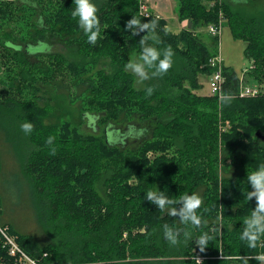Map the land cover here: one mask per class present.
I'll use <instances>...</instances> for the list:
<instances>
[{
	"label": "trees",
	"instance_id": "1",
	"mask_svg": "<svg viewBox=\"0 0 264 264\" xmlns=\"http://www.w3.org/2000/svg\"><path fill=\"white\" fill-rule=\"evenodd\" d=\"M93 2L95 44L71 14L73 0H0V26L20 19L28 27L26 38L21 27L1 33L7 37L0 46L15 68L7 77L13 95L0 100V134L20 145L23 199L44 237L4 217V198L9 202L12 194L1 188L0 229L37 264H260L255 256L264 255V236L255 249L240 236L257 205L247 198V173L264 162V94L240 97L238 90L247 78L264 82V12L248 15L228 0H175L187 26L173 32L163 18L141 13L140 0ZM133 16L155 21V32L133 35L125 27ZM219 22L245 42L252 61L242 79L223 65L228 104L197 93L198 77L208 76V59L218 51V36L208 27ZM143 36L158 50L170 48L173 62L161 75L149 69L150 80L137 89L127 56L141 54ZM49 42L66 53L51 51ZM105 59L110 72L97 68ZM90 116L97 128L83 131ZM26 119L33 124L29 134L20 128ZM154 189L177 201L199 195L200 225L161 213L144 198ZM165 224L179 230L177 245L164 238ZM203 233L210 239L202 251L195 239ZM20 252L10 254L0 231V264H29Z\"/></svg>",
	"mask_w": 264,
	"mask_h": 264
},
{
	"label": "rangeland",
	"instance_id": "2",
	"mask_svg": "<svg viewBox=\"0 0 264 264\" xmlns=\"http://www.w3.org/2000/svg\"><path fill=\"white\" fill-rule=\"evenodd\" d=\"M229 4L237 10H242L244 13H248V15L252 14H262L264 12V0H228ZM235 1V2H234ZM148 11H150L156 17H161L166 21L167 29L178 32L180 29L187 26V21L180 22L177 17L176 12V2L175 0H148L147 2ZM17 19L16 22L10 25H3L0 26V38L1 41L7 37L2 36L1 33L4 31H8L10 28H13V33H15L18 27H21L23 37L26 38L28 27L22 21ZM25 26V27H24ZM17 29V30H16ZM201 33V36L206 42L212 45V40H210L207 29L201 28L198 30ZM14 36V34H13ZM53 44L50 46L51 51L53 52H61L63 54L66 53V49L63 45L58 43L54 44V42H49ZM245 42L240 38H233L229 28L227 25H223L218 35V51L220 58L222 59L223 65L228 66L229 68L233 69L236 74L238 75L239 79L245 77V72L251 66L252 61L246 56L245 53ZM44 46V45H43ZM41 47L40 45L38 48ZM4 48L0 46V100L4 101V99L10 98L13 95V91L8 87L7 84V77L13 72L14 65V57H11V53L3 50ZM35 51V50H33ZM40 51V50H38ZM140 55L135 52L128 54L127 60L128 63L131 61H139ZM106 60V61H105ZM101 61V64L97 68H104L107 72L109 70V60L105 59ZM127 63V64H128ZM126 71L133 75L134 86L137 89L144 88L147 82L150 80V70L148 69L149 78L148 79H140L137 74L131 71V69L126 67ZM199 82L202 85V88L197 91L199 94H209V87H208V78L205 75H199ZM246 84L248 85H258L254 81H250L245 79ZM260 87L263 86L264 82H262ZM23 94L27 96V91L23 90ZM69 111H74L71 106H67ZM72 109V110H71ZM77 112L75 113V115ZM68 118V117H67ZM91 116L88 119L84 120L81 125V129L83 131H91L92 127L97 128V125L94 121L90 120ZM99 128V127H98ZM100 129V128H99ZM6 132H1L0 138V159L2 163V169L0 172V188L1 192L12 194L9 197V202L7 198H4L5 204L3 205L4 209V217L9 220V217L21 228L27 230L28 232H32L33 234L43 238L44 234L40 233L38 229V225L33 219V215L31 216V212L28 211L30 208L26 205V200L23 199V192H24V184L20 180L19 173L17 168L19 167L18 163V156L17 152L19 153V144H14V142H7L5 140ZM12 137L14 136L13 133L9 132ZM19 145V146H18ZM18 147V148H17ZM20 171V168H19ZM14 197V198H13ZM14 199V204L13 203ZM7 201V202H6ZM10 203V205H9ZM14 205V208H13ZM10 208H13L14 211L11 212Z\"/></svg>",
	"mask_w": 264,
	"mask_h": 264
},
{
	"label": "clouds",
	"instance_id": "3",
	"mask_svg": "<svg viewBox=\"0 0 264 264\" xmlns=\"http://www.w3.org/2000/svg\"><path fill=\"white\" fill-rule=\"evenodd\" d=\"M75 8L72 10V16L78 17L80 28L86 34L90 43L95 44L99 35V20L96 15L97 8L93 0H73ZM126 29H130L133 35L138 31L147 29V31L155 32L156 22L142 23L134 16L126 22ZM157 39L155 35L151 37ZM146 37L140 39L141 54L139 61H131L126 67L138 75L140 79H148V69H154L152 75H161L166 73L172 66L173 51L169 49L158 50L154 46L147 43ZM148 94L152 92L151 88L147 89ZM222 104L230 103V97L225 95L221 97ZM21 130L25 134H29L33 129V124L29 120H25L20 125ZM54 137L49 136L46 140L47 144H52ZM247 182L251 184L252 191H248L247 198L250 200L255 197L257 205L253 209L251 215L244 221L243 231L240 239L247 242L249 248L255 249L257 242L261 236H264V162H262L255 171L247 173ZM158 189V188H157ZM144 198L158 207L161 213L178 216L180 221L184 224L192 226H199L201 223L200 217L197 215V209L200 207L202 201L196 193L181 195L179 200H173L166 196L163 191L156 189L149 190L144 193ZM174 204H179L178 208L171 207ZM164 238L170 245H177L179 242L180 232L177 229L169 227L167 224L163 225ZM185 236L189 233L185 232ZM209 235L207 233L201 234L197 237L196 243L203 251L209 242ZM255 258L264 264V255H256Z\"/></svg>",
	"mask_w": 264,
	"mask_h": 264
},
{
	"label": "built area",
	"instance_id": "4",
	"mask_svg": "<svg viewBox=\"0 0 264 264\" xmlns=\"http://www.w3.org/2000/svg\"><path fill=\"white\" fill-rule=\"evenodd\" d=\"M148 0H140V12L144 15H148V7H147ZM222 25L221 22H219L217 25H209L208 30L209 33L213 36H218L220 34ZM208 64L210 68L212 69L211 72L208 74V87H209V94L210 95H217L218 98H221L223 96L222 94V87L225 82V76L223 74V62L220 58L219 51H217L216 54L211 56L208 59ZM260 85V84H258ZM258 85H248L240 81V86L238 90V95L240 97H252L257 96L259 94H264V88L263 86L260 87ZM1 233L4 236V239L6 240L9 251L11 255H15L19 251V248L13 241V239L8 236L2 229H0ZM20 255L28 261L29 264H37L35 261L28 258L25 254L20 252Z\"/></svg>",
	"mask_w": 264,
	"mask_h": 264
},
{
	"label": "water",
	"instance_id": "5",
	"mask_svg": "<svg viewBox=\"0 0 264 264\" xmlns=\"http://www.w3.org/2000/svg\"><path fill=\"white\" fill-rule=\"evenodd\" d=\"M261 137H263L264 135H260Z\"/></svg>",
	"mask_w": 264,
	"mask_h": 264
},
{
	"label": "flooded vegetation",
	"instance_id": "6",
	"mask_svg": "<svg viewBox=\"0 0 264 264\" xmlns=\"http://www.w3.org/2000/svg\"><path fill=\"white\" fill-rule=\"evenodd\" d=\"M236 1H241V0H236Z\"/></svg>",
	"mask_w": 264,
	"mask_h": 264
},
{
	"label": "crops",
	"instance_id": "7",
	"mask_svg": "<svg viewBox=\"0 0 264 264\" xmlns=\"http://www.w3.org/2000/svg\"><path fill=\"white\" fill-rule=\"evenodd\" d=\"M183 23V22H182Z\"/></svg>",
	"mask_w": 264,
	"mask_h": 264
}]
</instances>
